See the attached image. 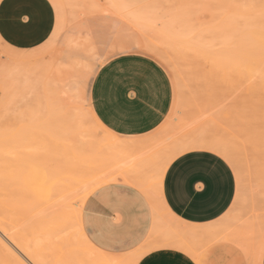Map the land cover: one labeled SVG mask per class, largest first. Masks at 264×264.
I'll use <instances>...</instances> for the list:
<instances>
[{
	"label": "rangeland",
	"instance_id": "1",
	"mask_svg": "<svg viewBox=\"0 0 264 264\" xmlns=\"http://www.w3.org/2000/svg\"><path fill=\"white\" fill-rule=\"evenodd\" d=\"M84 8H91L97 14H113L124 19L123 27L116 28L119 34L81 36L80 44L85 46V50L77 55L66 56L59 50L58 39L62 30L59 24L43 44L18 49H9L0 44V146L3 148H0V194H3L0 195V203L4 202V198L8 202L5 205L11 203L15 207L25 206L24 200L29 202L25 222L31 218L34 220L33 225L43 226L45 223L42 208L48 207L45 206L46 200L54 198L57 192L60 193L59 207H63L64 219L68 221L63 233L68 232L67 235H70L71 232L81 230V211L87 196L108 182H124L118 168L119 160L116 161L119 159L117 152L123 145L130 143L135 149L133 151L136 148L143 149L139 151L143 157L153 155L151 152L154 151L159 153L158 158L153 157V165H148L149 171L142 169L143 176H148L147 183H152L151 192L146 196L152 205L153 217L157 216V224L153 222V225L158 226L156 228L159 232H154L156 228L153 229L152 225L153 230L146 244L131 252L110 253L97 248L91 254V260H87L90 264H136L148 251L165 245L182 249L198 260L202 247L217 238L234 241L244 252L247 264H254V250L257 249L258 257L264 238V0H130L121 4L106 0H83ZM131 20L135 23L138 21V26L131 23ZM154 46L157 48L152 50ZM241 50L247 55L249 51H255L256 58L247 56L246 59L252 61H245L246 53ZM237 51L239 55L242 53L240 57L243 56L245 60L242 58L239 61V56L236 59ZM123 52H139L157 60L169 75L173 88L169 113L156 129L141 138L122 137L109 130L96 117L89 102L90 84L99 67L110 57ZM11 68L13 76L8 78L7 71L10 74L11 70L8 69ZM17 76L19 79H16ZM21 79L25 80L18 81ZM71 80L75 81L71 86L83 97L79 101L65 94V84H69ZM7 85L9 89H5ZM12 94L16 95L15 98ZM65 96L69 101L64 99ZM70 100L73 104L69 105ZM54 134L61 136L55 138ZM197 135L221 140L229 152L231 151L237 160L236 164L218 153L228 161L234 171L237 192L234 207L230 208L224 221L218 225H204L209 228L206 235L193 236L192 232L196 230L194 226L185 228L186 225L162 209L158 177H163L159 168L167 151L166 145L169 143L166 147L168 148L171 142L182 136L184 138ZM51 139L57 140L59 144L53 143ZM63 144L69 146L67 152L68 148L63 149ZM48 145L56 147H50V151ZM53 152L55 155L56 152H60L57 155L65 154H61L62 159H58L59 156L56 157ZM46 159L53 160L51 163L58 166L65 165V170L59 174L61 179L56 186L49 185L39 193L30 192L42 165L46 168L49 166ZM67 163H70L71 168ZM8 192L12 200L8 199ZM22 194L25 199L21 197ZM18 197L23 202L20 203ZM22 203L25 205L22 206ZM9 207L11 209L12 206ZM33 207H39L38 211L30 210ZM8 208L4 207L5 211L0 209V215L10 217V213L17 212L14 217L21 213L22 217L25 216L23 210L19 209L18 212V208H15L14 212H10ZM38 217L42 219V224L36 219ZM0 251V264H10V257L7 260L6 252L1 248ZM76 251L81 254L80 250H75L73 256L77 255ZM47 256V260L51 262L56 259L54 255L52 258L51 255L50 258ZM12 264H15L13 259Z\"/></svg>",
	"mask_w": 264,
	"mask_h": 264
},
{
	"label": "crops",
	"instance_id": "2",
	"mask_svg": "<svg viewBox=\"0 0 264 264\" xmlns=\"http://www.w3.org/2000/svg\"><path fill=\"white\" fill-rule=\"evenodd\" d=\"M106 1L121 4L130 0ZM123 20L83 9V0H2L0 44L9 49L43 44L59 24V50L65 56L77 55L85 50L81 36L117 35L116 28L123 27ZM73 82L65 84V94L79 101L83 97L71 86ZM172 100L173 88L164 67L139 52H123L107 59L89 88V102L96 117L112 132L128 138H141L156 129L169 113ZM236 192L235 174L228 161L206 149L177 155L166 167L161 182L165 206L189 227L224 221L234 207ZM152 210L148 197L135 185L108 182L85 199L81 226L97 248L110 253L131 252L148 241ZM247 263L234 241L217 238L202 247L198 260L182 249L165 246L148 251L136 264ZM256 264H264V238Z\"/></svg>",
	"mask_w": 264,
	"mask_h": 264
},
{
	"label": "bare ground",
	"instance_id": "3",
	"mask_svg": "<svg viewBox=\"0 0 264 264\" xmlns=\"http://www.w3.org/2000/svg\"><path fill=\"white\" fill-rule=\"evenodd\" d=\"M69 1V0H68ZM259 1V0H258ZM71 2V1H70ZM263 2V1H262ZM138 3H139V1H138ZM259 3V2H258ZM257 5V4H256ZM86 7H88V6H86ZM141 8V7H140ZM144 8V7H143ZM263 8V7H262ZM138 9V8H137ZM142 9V8H141ZM145 9H147V8H145ZM92 10V9H91ZM134 10V9H133ZM138 10H140V9H138ZM144 10V9H143ZM87 12V11H86ZM142 12V11H141ZM145 12V11H144ZM261 13H262V11H261ZM131 15V14H130ZM135 15V14H134ZM142 16V15H141ZM135 17V16H134ZM130 19V18H129ZM132 19V18H131ZM142 19H143V16H142ZM133 20H135V19H133ZM133 20H131L130 22L132 23L133 22ZM134 24H136V23H138V21L135 23V21L133 22ZM137 26H138V24H136ZM260 29V28H259ZM198 31V30H197ZM259 31V30H258ZM188 34L190 33V32H187ZM198 33V32H197ZM260 34V33H259ZM178 36V35H177ZM193 36V35H192ZM194 38H195V36H193ZM192 37V38H193ZM262 37V36H261ZM197 39V38H196ZM145 40V39H144ZM144 40H143V42H144ZM176 40H177V38H176ZM184 42H187V41H184ZM188 42L189 43H191L189 40H188ZM148 43V42H147ZM151 43V42H150ZM172 43H173V41H172ZM205 44V43H204ZM145 45V44H144ZM153 45H154V43H153ZM185 45H188L189 46V44H187V43H185ZM190 45H192V44H190ZM194 45H196L197 46V44L195 43ZM210 45V44H209ZM146 46V45H145ZM152 46V45H151ZM157 46V45H156ZM175 46H177V45H175ZM258 46V45H257ZM189 47H191V46H189ZM188 47V48H189ZM193 47V46H192ZM259 47V46H258ZM141 48H143V47H141ZM157 47H155L154 46V48L152 47V50L153 49H156ZM176 48V47H175ZM174 48V49H175ZM235 48V47H234ZM260 48H262V46H260ZM190 50H191V48H189ZM198 49H199V47H198ZM149 50V49H148ZM176 50V49H175ZM194 50H195V48L193 49V52H194ZM158 51V50H157ZM176 51H178V50H176ZM192 51V50H191ZM242 52H244V50H241ZM246 51V50H245ZM253 50H251V52L249 51V55H247V53L246 52H244V54L246 55H244L245 57V59L247 58V56H250L251 57V55H252V57H254L255 56V51H253ZM187 52V51H186ZM196 52V51H195ZM201 52V51H200ZM200 52H199V54H200ZM238 53L235 55L236 56V59H238V56L240 57L241 55H242V53H241V55H239V51H237ZM250 53H252V54H250ZM257 54H258V52H256ZM180 54H181V51H180ZM257 54H256V56H257ZM230 56V55H229ZM258 57V56H257ZM234 58V57H233ZM242 58H243V56L242 57H240L239 58V61H241L242 60ZM243 58V59H244ZM254 58H256V57H254ZM214 59V58H213ZM212 59V60H213ZM217 59H219V58H217ZM235 59V58H234ZM244 59V60H245ZM249 59V58H248ZM248 59H246L245 61H248ZM261 59V58H260ZM259 59V60H260ZM226 60V59H225ZM224 60V61H225ZM263 59H261V61H262ZM233 61V60H232ZM249 61H252V60H249ZM248 61V62H249ZM256 61V60H255ZM260 61V62H261ZM218 62H220V61H218ZM226 63V62H225ZM241 63H244L243 61L241 62ZM13 64V63H12ZM216 64V63H215ZM227 64V63H226ZM222 65V64H221ZM229 65H231V64H229ZM233 65H236V63H234ZM237 66V65H236ZM47 68H48V66H47ZM225 68H227V67H225ZM225 68H224V70H225ZM8 70H11L10 71V74L8 73V71H7V74L9 75H6L8 78L11 76H13L12 75V71H13V68H11V69H8ZM229 70H231V68H229ZM229 70H228V72H229ZM16 71V70H15ZM225 71H227V70H225ZM18 73V72H17ZM20 73V72H19ZM22 73V72H21ZM225 73H227V72H225ZM32 75V74H31ZM21 77H22V74L20 75ZM15 77V76H14ZM19 76H17V78L16 79H19L18 78ZM50 77V76H49ZM23 78H24V76H23ZM13 79H15V78H13ZM26 79H28V78H26ZM30 79V78H29ZM31 79H33V78H31ZM25 79H21V80H18V81H24ZM13 81H16L17 82V80H13ZM28 82V81H27ZM30 82V81H29ZM48 82H51V81H48ZM18 84V83H17ZM17 87H18V85H17ZM21 87V89L23 90V87L22 86H20ZM9 89V86L7 85V87L5 88V89ZM53 88V87H52ZM57 88V87H56ZM26 89V88H25ZM24 89V90H25ZM27 89H28V87H27ZM27 89H26V91H27ZM19 90H20V88H19ZM7 92V91H6ZM10 92V91H9ZM15 92V91H14ZM13 93V92H12ZM19 93H22V91L20 92L19 91ZM56 93V92H55ZM62 93V92H61ZM61 93H60V95H61ZM8 94V93H7ZM63 95H64V93H63ZM6 96H8V95H6ZM12 96H14L13 94H12ZM16 96V95H15ZM15 96H14V98H15ZM18 96V95H17ZM19 97V96H18ZM7 98H9V97H7ZM62 98V97H61ZM64 98V97H63ZM17 99V98H16ZM64 99H67L66 101H69L68 100V97L67 96H65V98ZM7 100V99H6ZM8 101V100H7ZM47 101H50V100H47ZM6 102V101H5ZM67 104V103H66ZM70 104H73V103H71V100H70V103H69V105ZM51 105V104H50ZM63 105V104H62ZM65 105V104H64ZM66 106V105H65ZM73 107V106H72ZM57 108V107H56ZM63 108H65V107H63ZM69 108V107H68ZM67 108V110H70V109H68ZM82 108V107H81ZM54 109V108H53ZM62 109V108H61ZM66 109V108H65ZM51 110V109H50ZM58 111V110H57ZM60 111V110H59ZM62 111H65V110H62ZM62 111H61V113H62ZM64 113V112H63ZM70 114V113H69ZM61 115V114H60ZM67 115V114H66ZM57 117V116H56ZM64 117V116H63ZM63 117H62V119H63ZM88 117V116H87ZM60 118H61V116H60ZM73 118V117H72ZM61 119V120H62ZM71 119V118H70ZM64 120V119H63ZM62 120V121H63ZM66 120V119H65ZM56 121H57V119H56ZM56 121H55V123H56ZM67 122V121H66ZM57 124H59V122L57 123ZM65 124V123H64ZM67 124V123H66ZM54 125V124H53ZM60 125V124H59ZM59 127H61V126H59ZM67 127H69V126H67ZM64 129V128H63ZM59 131V130H58ZM64 131V130H63ZM51 132V131H50ZM69 132H71V131H69ZM68 132V133H69ZM51 134V133H50ZM53 134V133H52ZM61 134H63L62 132H61ZM9 135V134H8ZM85 135V134H84ZM210 135V134H209ZM10 136H12V135H10ZM58 136L60 137L61 135H59L58 134ZM58 136H55V134H54V137L56 138V137H58ZM64 136V135H63ZM62 136V137H63ZM67 135L65 134V137H66ZM73 136V135H72ZM187 136V135H186ZM44 135H43V139H44ZM51 137H53L52 135H51ZM65 137H63V139L65 138ZM207 137H208V135H207ZM215 137V136H214ZM13 138V137H12ZM67 138V137H66ZM6 139H8V138H6ZM10 139V138H9ZM46 139V138H45ZM51 140H53V139H51ZM58 140H62V139H58ZM66 140V139H65ZM73 140V139H72ZM71 140V141H72ZM81 140V139H80ZM83 141H84V139H82ZM81 140V141H82ZM219 140V139H218ZM10 141H11V139H10ZM57 141V140H56ZM55 140H53L52 142L54 143H57ZM88 141H90V140H88ZM88 141H86V142H88ZM221 141V140H220ZM220 141H217V140H213V139H209V138H206L204 135H202V136H194V137H184L183 138V136L182 137H179V138H177L176 140H174L173 142H171L170 143V146L168 147V148H166L167 146H168V144L166 145V147H165V150H167L165 153H164V156H163V158H162V160L163 161H161V160H159V161H161L162 162V165L161 164H159V165H161V168H159L160 170V172H161V175H163L162 173H164L163 172V170L166 168V165H168L169 164V162L173 159V158H175L177 155H179V154H181V153H183V152H185V151H187V150H191V149H198V148H206V150L207 149H210V150H213V152L215 151V152H219L220 154H222V155H224L225 156V158H227L232 164H236L235 163V160L236 159H234V157H233V154H231L230 152H229V149H227V146L225 147V145H223V143H221ZM60 142V141H59ZM86 142H83V143H86ZM121 142V141H120ZM120 142H118V144L120 143ZM82 143V144H83ZM108 143V142H107ZM123 143V142H122ZM121 143V146L123 145ZM126 143H128V142H126ZM126 143H124V144H126ZM11 143L9 142V145H10ZM57 144H59V143H57ZM65 144V143H64ZM64 144L63 145H61V146H64ZM68 144V143H67ZM66 144V145H67ZM129 145H130V143H128ZM226 144V143H225ZM5 145V144H4ZM3 145V146H4ZM7 145H8V143H7ZM9 145L7 146L8 148H9ZM39 145V144H38ZM133 145V144H132ZM131 145V146H132ZM49 147L48 148H54V147H56V146H51V145H48ZM60 146V147H61ZM124 146V147H123ZM122 147V149H124L123 151H122V149H120V151L119 152H117V151H115V152H117V155H119V159H116V161H118L119 162V164H118V162H117V164H118V168H119V170H120V175H121V180H123L124 182H128V183H131V184H133V185H135L137 188H139V190H141L145 195H149L150 194V192H151V184H148L147 183V178H148V176H147V178H145L146 176H143L144 174L142 173L143 172V170H144V168H146L148 171H149V169L147 168L148 167V165L151 163L152 165H153V157H157L158 158V155H159V153H157V151H154V152H151L153 155H146L145 157H143L142 155L143 154H141L140 152L141 151H143V149L141 150V148H136L137 150H138V152L139 153H137V150L136 151H133V150H135V149H133L131 146H127V145H123ZM6 147V148H7ZM69 146H64V148L63 149H67ZM81 147V146H80ZM97 147V146H96ZM103 147H105V146H103ZM136 147V146H135ZM139 147V146H138ZM141 147V146H140ZM0 148H1V146H0ZM40 148H43V146H40ZM45 148V147H44ZM48 148H45V149H48ZM51 148L49 149L50 151H52L51 150ZM1 149H3V148H1ZM0 149V150H1ZM5 149V148H4ZM98 149V148H97ZM115 149V148H114ZM118 148H116V150H117ZM126 149V150H125ZM128 149V150H127ZM133 149V150H132ZM59 150V149H58ZM61 150V149H60ZM69 150V148L66 150V152ZM111 150V149H110ZM54 151V150H53ZM57 151V150H56ZM64 151V150H63ZM106 151V150H105ZM150 151V150H149ZM163 152H164V150H162ZM3 152H4V150H3ZM62 152V151H61ZM103 152V151H102ZM156 152V153H155ZM214 152V153H215ZM6 153V152H5ZM60 152H56V155L54 154V152L52 153V154H54L56 157H58V159H60V157H61V159H62V156H64V154L63 153H61V154H63L62 156H60V155H57V154H59ZM71 153V152H70ZM145 153H147V152H145ZM155 153V154H154ZM218 153V154H219ZM233 153V152H232ZM68 154H69V152H68ZM67 154V155H68ZM113 154V153H112ZM105 155H106V153H105ZM108 155V154H107ZM106 155V156H107ZM115 155H116V153H115ZM145 155V154H144ZM163 155V154H162ZM47 156V155H46ZM51 156V155H50ZM105 156V157H106ZM148 156V158H146ZM152 156V158H149V157H151ZM77 157V156H76ZM160 157V156H159ZM223 157V156H222ZM48 158V157H47ZM75 158V157H74ZM99 158V157H98ZM97 158V159H98ZM103 158V157H102ZM102 158H100V159H102ZM161 158V157H160ZM224 158V157H223ZM50 159H53V157H51ZM64 159H67V158H64ZM54 160V159H53ZM53 160H47L46 159V161H48L49 162V168L47 167L46 168V166H44L43 167V165H42V169L40 170V173L37 175V178L34 180V182L32 183V191H30V189H29V191L30 192H33L34 191V193H39L40 192V190H42V189H44V188H47V187H49V185H51V187L52 186H56L57 184H58V182L60 181V179L61 178H59V174L63 171V170H65V165H63V166H58V164L57 165H55V163L53 162V163H51V161H53ZM114 160V159H113ZM156 160V159H155ZM55 161V160H54ZM67 161H69L68 159H67ZM75 161V160H74ZM78 161V160H77ZM115 161V160H114ZM156 161H158V160H156ZM227 161V160H226ZM47 162V163H48ZM56 162H58V161H56ZM76 162V161H75ZM153 162V163H152ZM236 162H237V160H236ZM59 164L61 163V162H58ZM63 163V162H62ZM72 163V162H71ZM101 163V162H100ZM103 163V162H102ZM157 162H155V164H156ZM68 165H69V168H71L70 166V163H67ZM72 164H74V163H72ZM78 164V163H77ZM77 164H74V165H77ZM45 165V164H44ZM156 165H158V164H156ZM235 166V165H234ZM237 166V165H236ZM76 167V166H75ZM149 167H150V165H149ZM153 167V166H152ZM152 167H151V169H152ZM158 167V166H157ZM155 168H156V166H155ZM143 169V170H142ZM145 171V170H144ZM146 172V171H145ZM144 172V173H145ZM153 172H154V169L152 170V174H153ZM156 173V172H155ZM148 174V173H147ZM150 174V173H149ZM157 174V173H156ZM158 176V175H157ZM152 177V176H151ZM161 177V176H160ZM150 178V177H149ZM28 180H29V177L27 178ZM151 179V178H150ZM158 181H160V184H161V179L162 178H159L158 177ZM157 181V180H156ZM27 182V181H26ZM29 182V181H28ZM150 183V182H149ZM159 183V182H158ZM157 184V183H156ZM160 184L158 185V186H160ZM159 188V191L161 190L160 188L161 187H158ZM27 191V190H26ZM25 191V192H26ZM5 192H7L6 190H5ZM161 192V191H160ZM6 194V193H5ZM8 194V196L7 197H9L8 199H11V197H10V195H9V192L7 193ZM158 194V193H157ZM1 196H3V194H0ZM58 196L60 197V193H57L56 192V194H55V197L54 198H51V199H48V200H46V205L45 206H47L48 205V207H41L42 208V210L44 211V213H43V215H44V218H43V222L45 223V224H42V219L40 220L39 219V217L38 218H36V219H38V221L40 222V224H42L43 226H39V224L37 225V226H39L40 228H37V226H35V225H33V223H34V220H32L31 218H30V216L31 215H29V218L32 220H30L31 221V225H32V228H30V226H29V224L30 223H28V221H27V219H26V221L27 222H25V218H27V216H28V214H27V216H26V212H28V211H26L27 209L29 210V207H28V205H29V202H25V200H24V203H26V205L24 204V203H22V206H23V204L26 206H23V207H19L17 204H16V206H18V207H15V205L13 206V204H11V203H9V205L10 206H12L11 207V209H9L10 207H9V205H5V202L6 203H8L7 202V200H6V198H4L5 200H3L4 202H2V203H0V204H2L5 208H8L9 209V211L11 212V210L14 212V209L16 208V210H17V208H18V212H20L19 211V209L20 210H23V213H25V214H23V215H25V216H21L22 215V213H21V215L20 214H18V215H15V216H17V217H14V214H17V212L16 213H14V214H12V213H10L11 214V216L10 217H7L6 215L5 216H1L0 215V248L2 249V251H4V252H6V257H7V260H8V257H10L9 258V260L11 261V262H9L10 264H12V259L15 261V264H90L87 260H91V254H93L94 253V250H96L97 249V247L95 246V245H93L89 240H88V238L86 237V235H85V233H84V231H83V229H81V230H78V231H74V232H71L70 233V235L68 234L67 235V233H63L64 232V229H65V227H66V223H68V221L67 220H65L64 219V215H63V207H59L60 206V201H58ZM19 197H20V194H19ZM17 198V200L19 199V202L22 200L21 198ZM21 197L22 198H24L25 199V197H23V194L21 195ZM16 199V198H15ZM12 200V199H11ZM19 202H18V204H19ZM21 202H23V201H21ZM20 202V203H21ZM12 203H13V201H12ZM160 204L162 205V209L164 208L165 210V212H168V214L170 213V215H172L173 216V214L167 209V207L165 206V204H164V202H163V200L161 199V202H160ZM49 205H51L52 207H49ZM1 207L0 206V209L2 210L3 209V211H5L4 210V207ZM13 207H15L14 209H13ZM39 208V207H38ZM37 207H33V208H31L30 210H37L38 209ZM15 210V211H16ZM38 211V210H37ZM22 212V211H21ZM33 212V211H32ZM42 212V211H41ZM6 213H7V211H6ZM31 213V212H30ZM0 214H2V212L0 211ZM37 214V213H36ZM41 214V213H40ZM13 215V216H12ZM35 215V214H34ZM42 215V216H43ZM35 216H37V215H35ZM35 216H33V217H35ZM32 217V218H33ZM174 218H175V216H173ZM157 220V216L155 215L154 217H153V222H154V224H157V223H155V222H157L156 221ZM179 220V219H178ZM29 221V222H30ZM37 221V220H36ZM35 221V222H36ZM37 221V222H38ZM174 221V220H173ZM170 224V223H169ZM152 225H153V223H152ZM211 225V224H210ZM218 225V224H217ZM35 227V229H33L34 227ZM154 227H153V229L154 228H156V226L157 225H153ZM207 226V225H206ZM158 227V226H157ZM185 228H187V226H184ZM189 227V226H188ZM196 227H198V228H196ZM213 227V226H212ZM36 228H37V230H36ZM172 228H174V225H173V227ZM208 228V227H207ZM207 228L203 225V226H194V229H196L194 232H192V234H193V236L195 235V236H197V235H199V234H205L206 233V230H207ZM39 229V230H38ZM152 229V227H151V230H153ZM170 229V228H169ZM199 229V230H198ZM202 229V230H201ZM209 229V228H208ZM156 231H154V232H159L158 230H157V228L155 229ZM185 230H187V229H185ZM201 230V231H200ZM192 231V230H191ZM209 231V230H208ZM215 231V230H214ZM217 231H218V229H217ZM220 231L222 232V230L220 229ZM179 232V231H178ZM181 232H184V231H182L181 230ZM186 233H187V231H185ZM184 232V233H185ZM213 234V233H212ZM220 234V233H219ZM218 234V235H219ZM182 235H184V234H182ZM206 235V234H205ZM207 235H210V234H207ZM209 237V236H208ZM210 238V237H209ZM163 242V241H162ZM167 243V242H166ZM171 245H172V243H171ZM166 246V245H165ZM164 246V247H165ZM63 247H65L66 248V250H64V248ZM77 247H79V248H76ZM154 247V246H153ZM241 247H242V245H241ZM242 248H244V247H242ZM75 250H78V252H79V250H80V252H81V254L79 253H77V251H76V253H77V255H72V254H74L73 252H75ZM49 251V252H48ZM51 251V252H50ZM1 252V251H0ZM48 252V253H47ZM47 253V254H46ZM257 249H255L254 250V254H253V262H254V264H256V262H257ZM3 254V253H2ZM8 254V255H7ZM48 254H50L51 255V258L53 257V255H54V257L56 258V259H54L52 262H51V260H47L48 258H46V256L48 255ZM46 255V256H45ZM49 255V256H50ZM79 255V256H78ZM49 256H47V257H49ZM50 258V257H49ZM50 261V262H49ZM138 261H136V263H137Z\"/></svg>",
	"mask_w": 264,
	"mask_h": 264
}]
</instances>
